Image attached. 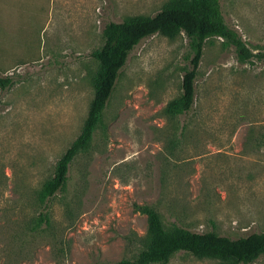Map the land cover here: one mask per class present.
Listing matches in <instances>:
<instances>
[{"label":"rangeland","instance_id":"1","mask_svg":"<svg viewBox=\"0 0 264 264\" xmlns=\"http://www.w3.org/2000/svg\"><path fill=\"white\" fill-rule=\"evenodd\" d=\"M170 2L0 0V78L11 80L0 90V264L133 261L148 233L145 206L165 230L264 233V60L240 62L220 37L205 43L192 110L174 118L165 107L181 94L188 39L140 42L65 186L40 205L86 120L105 25ZM220 9L249 51L264 52V0H220ZM43 210L48 224L37 225ZM167 264L226 262L180 252Z\"/></svg>","mask_w":264,"mask_h":264},{"label":"trees","instance_id":"2","mask_svg":"<svg viewBox=\"0 0 264 264\" xmlns=\"http://www.w3.org/2000/svg\"><path fill=\"white\" fill-rule=\"evenodd\" d=\"M184 33L188 39L191 55L189 67L181 80V94L170 101L165 113L170 117L187 115L193 107L196 95L198 68L203 49L208 39L220 37L228 46H233L240 62L251 58L264 60V52L253 54L243 41L224 23L220 0H171L154 16H135L122 22H109L103 30L104 44L91 56L98 62L93 78L94 96L79 136L72 142L56 164L53 177L48 180L39 198L44 210L50 200L63 189L67 181L69 165L76 155L86 149L114 90L120 71L130 52L143 40L163 34L169 37ZM11 85L8 78H0V90ZM41 211L37 225L48 224V212ZM147 216L148 233L141 240L142 250L133 261L117 264H167L177 253L184 252L196 258H213L226 264H250L264 255V233L231 239L214 232L195 233L174 226L165 230L160 215L153 208L141 207Z\"/></svg>","mask_w":264,"mask_h":264}]
</instances>
